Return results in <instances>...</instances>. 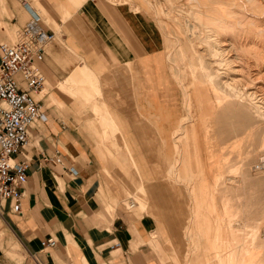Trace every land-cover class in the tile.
<instances>
[{
    "label": "crops",
    "instance_id": "crops-1",
    "mask_svg": "<svg viewBox=\"0 0 264 264\" xmlns=\"http://www.w3.org/2000/svg\"><path fill=\"white\" fill-rule=\"evenodd\" d=\"M35 1L39 7L28 0L42 12L41 25L55 35L38 64L45 92L35 97L46 117L32 124L26 145L13 154L28 163L27 180L20 188L19 213L11 210V200L0 203V264H158L150 243L159 247L160 241L152 234L177 242V218L188 213L160 180L159 151L172 152L173 134L183 119L179 89L163 55L155 57L162 52L161 32L146 10L129 1ZM30 13L20 0H0V42L15 37ZM142 95L145 121L137 115ZM101 108L107 115L100 128L94 111ZM102 135H114L111 144L121 148L109 147L117 156L112 160L122 167L128 159L133 178L153 172L156 182H141L139 189L144 203L166 217L167 236L153 216L113 208L111 196L118 190L106 173L102 157L110 154L100 143ZM56 152L61 164L50 159ZM50 236L56 243L46 247L42 241Z\"/></svg>",
    "mask_w": 264,
    "mask_h": 264
},
{
    "label": "rangeland",
    "instance_id": "rangeland-1",
    "mask_svg": "<svg viewBox=\"0 0 264 264\" xmlns=\"http://www.w3.org/2000/svg\"><path fill=\"white\" fill-rule=\"evenodd\" d=\"M111 1L113 3L128 0ZM30 2L39 7L37 1L30 0ZM129 2L133 6L135 5V9L146 10L160 30L164 42L161 54L155 57L163 55L167 73L184 100L183 119L178 127L180 129L179 136L173 137L172 152L166 156L160 152V159L164 165L160 180L170 185L171 188L169 187V189L173 194L170 198L174 201H180L179 205L185 208L188 213L177 218L179 235L178 241L175 242L172 237L167 236L170 234V226L166 217L161 216L158 207L150 205L148 200L145 199L147 203H144L145 193L139 189L141 182L145 186L156 182L153 172L149 171V174H143L144 179L141 178V180L133 178L134 173L128 159L122 167L112 160L117 156L110 151L109 147L113 148L115 152H120L117 147L121 148V145L111 144V136L114 135H110V138L102 135L104 138L102 137L100 143L102 145L107 144L104 147L109 148L107 153L110 154L102 157L107 167L106 173L111 180L109 182L114 183L118 190L117 197L111 196V200L115 202L113 208L118 207L124 211H130L136 217L135 211L139 212V215L147 213L156 219L158 229L162 227L163 231L167 232L165 241L163 238V241L160 240V233L152 234L155 239L160 241L159 247L150 243L152 253L158 264H196V260L199 261L198 264H203V260L205 264H264V182H246V176H243L246 169L238 161L240 150L245 146L244 139L241 138L242 135L238 137L241 139V142H238L240 144L236 143L238 146L236 144L230 145L229 141V144L219 145V147H224L228 144L227 148L220 149L221 152L218 154L213 153L214 145L210 139L212 135L211 125L207 122H199L197 114L201 108L194 93L189 88L188 81L192 78L191 74L194 68L190 60L192 56L186 55L187 52L182 39L185 32L179 34V32L184 31L183 27L174 23L171 20L172 13L166 11L170 4L169 1L131 0ZM46 5L50 6L47 3ZM56 15L60 17L57 12ZM51 21H47V23L50 24ZM54 28L57 29V26ZM156 36L157 41L160 42L161 38L158 34ZM14 40L13 33L7 41L13 42ZM195 50H199V48L194 43L191 51L194 52ZM193 54L198 60L197 53ZM153 58L154 56L150 57V59ZM196 66L200 67L198 61ZM138 86L141 90L142 87L143 90L145 89V84L138 83ZM44 92L45 89L40 95ZM96 94L102 98L101 92ZM116 96L118 101L119 96L117 94ZM140 98L141 104L137 115L141 121L142 119L145 121V108L141 101L143 95ZM115 104L120 103L115 102ZM105 110V108H101V113L97 110L94 111L96 122L100 128L103 127L101 117L106 114ZM196 129H198L201 139L200 163L196 162L193 149L187 151L191 157H186L178 146L179 138H184L185 142H189L191 138V141L194 142L193 132ZM114 134L116 135V133ZM253 158L256 161L251 166L258 170L260 165L258 164L260 163L258 153L256 155L252 153ZM221 160L223 161L221 162ZM144 168L146 169V167ZM206 169L209 170L206 172ZM243 180L245 183L242 182ZM106 192L108 194L109 190L107 189ZM140 203H144L145 207L141 208ZM130 205L133 206L130 207ZM113 208L111 207L110 210Z\"/></svg>",
    "mask_w": 264,
    "mask_h": 264
},
{
    "label": "bare ground",
    "instance_id": "bare-ground-1",
    "mask_svg": "<svg viewBox=\"0 0 264 264\" xmlns=\"http://www.w3.org/2000/svg\"><path fill=\"white\" fill-rule=\"evenodd\" d=\"M167 1L171 20L183 27L179 34L185 32L182 39L186 55L192 56L194 67L189 88L201 108L199 122L211 125L213 153L218 154L229 143L240 144L238 137L242 135L245 146L238 161L246 169L243 176L246 182H264V0H163ZM194 43L200 52L191 51ZM183 102L182 99V105ZM179 130L174 132V138L179 136ZM193 137L194 142L179 138L178 146L186 157H191L187 151L193 149L200 163L198 129ZM255 152L260 160L258 170L251 166L256 161L252 159Z\"/></svg>",
    "mask_w": 264,
    "mask_h": 264
},
{
    "label": "built area",
    "instance_id": "built-area-1",
    "mask_svg": "<svg viewBox=\"0 0 264 264\" xmlns=\"http://www.w3.org/2000/svg\"><path fill=\"white\" fill-rule=\"evenodd\" d=\"M20 1L31 11L29 20L17 30L13 42H0V203L11 200L15 213L20 212V188L27 180L28 163L14 160L13 154L26 145L32 124L46 117L40 98L35 97L45 81L38 64L55 36L41 25V15L28 0ZM50 159L62 163L57 152ZM55 243L51 236L42 241L46 247Z\"/></svg>",
    "mask_w": 264,
    "mask_h": 264
}]
</instances>
